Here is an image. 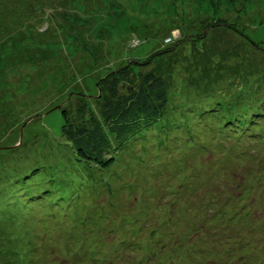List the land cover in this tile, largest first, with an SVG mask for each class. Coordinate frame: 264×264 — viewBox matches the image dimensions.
<instances>
[{
    "label": "rangeland",
    "instance_id": "rangeland-1",
    "mask_svg": "<svg viewBox=\"0 0 264 264\" xmlns=\"http://www.w3.org/2000/svg\"><path fill=\"white\" fill-rule=\"evenodd\" d=\"M122 67L140 80L162 79L166 109L153 132L127 143L111 168L98 171L75 156L59 108L71 112L81 102L96 111L98 84ZM255 106L264 115V0H0V264L126 261L112 214L135 208L157 220L148 194L163 182L152 169L167 168L171 179L178 158L186 174L205 170L223 150L229 159L239 156L232 158L237 174L228 190L240 202L222 197L215 204L200 189L196 199L183 197L182 209L208 202L203 216L210 220L214 206L223 209L231 223L218 230L222 264L233 254L264 262V142H231L214 127L224 114L245 116ZM213 134L222 144L217 149ZM52 194L58 200L42 211L38 196ZM169 240L152 264H199L202 242L186 250L185 241L176 251Z\"/></svg>",
    "mask_w": 264,
    "mask_h": 264
},
{
    "label": "trees",
    "instance_id": "trees-1",
    "mask_svg": "<svg viewBox=\"0 0 264 264\" xmlns=\"http://www.w3.org/2000/svg\"><path fill=\"white\" fill-rule=\"evenodd\" d=\"M98 85V91H101V93L95 103L96 111L86 109L81 102L80 104L75 102L78 106L71 112L65 107L59 109L63 120L62 134L66 141L73 146L75 156L79 161L95 166L98 171H104L112 167L115 163L116 153L122 151L127 143L141 139L148 132H153L157 128L156 125L162 117L167 103L163 92L162 79L153 74H149L145 78L141 77V80L137 79L134 71L129 67L108 71ZM208 101H213V99H203L196 106L202 107L203 104H208ZM252 108H249L250 110L247 111L245 116L227 117L224 114L222 126L221 122L218 126H213L216 129L222 127L226 130V140L231 142L234 139L237 143L241 142L242 139L264 142V132H260L264 126L262 108L259 106ZM75 111L77 112L75 113ZM214 112L210 110L206 113L212 115ZM198 128H200L199 133L203 132L205 136L210 135L211 130L208 131V126L199 125ZM211 136L213 138L211 144L214 143L213 146L217 149V144L221 143H219V139L217 140L216 134ZM175 144L178 145L179 141L176 140ZM201 147L205 146L202 145ZM230 154L234 155V152H230ZM153 155L151 157L153 162H158V154L153 152ZM238 157L233 156L229 159V157H226L225 150H223L220 152L219 159L214 157L208 159L207 163L210 162L211 164L207 165V169H200L199 171L195 169L193 173L187 174L185 173L187 166L184 161L181 159V163L176 158L171 165L173 166L171 167L173 177L171 179L165 175L167 168L159 172L156 168L152 169L153 177L157 179L160 176V181L163 182V186L159 188V191L156 190L157 186L155 184L148 194V197L153 200L157 207L156 211H159V218L152 220L148 215L149 211H136L135 208L129 210L127 207L131 215L116 216L113 213L112 216L115 218L113 223L117 222L118 224L115 232L119 231V236L122 237L118 251H122L123 248L125 252L128 251V257L126 261L122 260L120 262L111 258L108 263L152 264V254L168 248L163 240L167 239L168 242V238H170L169 244L172 241L177 248L176 251L183 248L185 241H188V246L183 248L186 250H190V244L193 241H200L202 242V249L197 257L199 264H222L220 261L221 250L219 251V248L216 247V243H220L218 230L231 223V220L224 218L223 209L219 210L216 206L212 208L215 210V214L211 220L210 216L209 218L204 217L203 214L210 208L208 202L204 204L198 201L199 204L191 205L188 211H185V208L182 209L183 197L188 196L190 199H196V192L201 189L203 196L210 194L216 199L215 204L222 197L230 198L231 205L240 202L242 198L232 195L233 190L230 192L228 190V188H231L230 182L237 174V163L233 164L232 158ZM197 165H201V163ZM175 166H179V172H184L178 174V171H176L175 175ZM227 166L230 168L227 169ZM232 167L233 169H231ZM226 178L229 179L226 181ZM172 179L175 180L171 182ZM246 179L247 177L243 176L242 182ZM217 180H220V182L217 183ZM191 181L193 182L190 183ZM193 187H196V189H193ZM44 194H49V192H44ZM40 196L37 200L42 204V211L49 204V199L53 202L58 200L54 198L53 194ZM181 209L184 217L180 214ZM94 214V211H90L89 217L91 218ZM202 217H204V221H202ZM95 219L102 222L98 217ZM96 225L97 223L94 226ZM182 226L185 228L184 230ZM78 239L80 241L79 237H71V240L78 241ZM68 244L69 248H72V242H68ZM248 249L249 247H244L240 250L248 251ZM107 256L109 257L108 254ZM230 259H232L231 262ZM232 262H238V264H264L259 257L245 254L231 255L226 263L231 264Z\"/></svg>",
    "mask_w": 264,
    "mask_h": 264
}]
</instances>
